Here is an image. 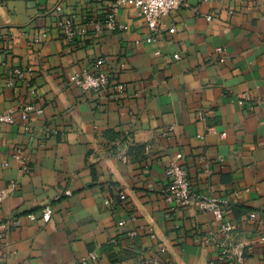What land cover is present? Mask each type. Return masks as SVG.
I'll list each match as a JSON object with an SVG mask.
<instances>
[{
    "label": "crops",
    "instance_id": "1",
    "mask_svg": "<svg viewBox=\"0 0 264 264\" xmlns=\"http://www.w3.org/2000/svg\"><path fill=\"white\" fill-rule=\"evenodd\" d=\"M110 5L0 0V113L15 119L0 127V222L17 224L0 264H217L221 224L164 199L172 160L226 202L245 264H264V0H192L154 43L132 7L107 30ZM70 19L86 33L67 42ZM100 59L107 92L72 84Z\"/></svg>",
    "mask_w": 264,
    "mask_h": 264
},
{
    "label": "built area",
    "instance_id": "2",
    "mask_svg": "<svg viewBox=\"0 0 264 264\" xmlns=\"http://www.w3.org/2000/svg\"><path fill=\"white\" fill-rule=\"evenodd\" d=\"M100 2L110 1L109 12L107 14L105 28L109 31L127 30L128 26L120 25L117 22V15L122 7L134 8L140 17H142L149 29L151 30V36L148 38V43H154L159 37V31L162 27V20L164 17L170 15L172 12L179 10L182 7L188 6L192 0H98ZM208 20L212 19V16L207 17ZM62 31V37L67 42H72L78 36H84L85 30H76L73 21L66 20L61 21L58 24ZM171 33L175 32V28L170 30ZM175 59H179V56H175ZM31 73L32 69L27 70ZM23 70L15 69L14 76L23 79L25 77ZM72 84L79 87L83 92L103 93L107 92L111 86V77L105 70V61L103 59L98 60L95 65L90 69H85L82 73L75 75L72 78ZM34 111L32 106H27L23 109L22 119L26 120L28 114ZM202 116V115H201ZM15 123L14 117L11 113H0V127L4 125H12ZM15 160L20 163H24V159L21 153H16ZM165 175L169 179V186L164 194V199L172 208L186 209L189 207L197 206L200 212L211 216L214 221L221 224V233L223 237L221 239L212 235L207 242L216 241L218 246V259L217 264H245L246 253L242 244L235 243L230 240V237L235 233L236 226L229 220H227L228 209L225 201L207 196L196 195L192 188L190 177L187 169L184 166L178 164L176 160H172L165 168ZM65 196H72L70 190L66 191ZM121 200H126L125 194H120ZM105 204L107 206H114V201L108 199ZM54 214L52 207H47L42 211V220L49 222ZM256 215H251L254 219ZM16 223L0 222V241L7 238L11 227L16 226ZM125 222L119 223L122 227ZM97 256L91 254L88 258L84 259L82 264H87L89 260H96ZM150 264H161L159 260L153 259Z\"/></svg>",
    "mask_w": 264,
    "mask_h": 264
}]
</instances>
